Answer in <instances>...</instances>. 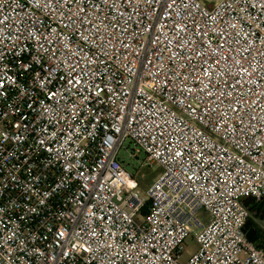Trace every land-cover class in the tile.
<instances>
[{
  "label": "built area",
  "instance_id": "obj_1",
  "mask_svg": "<svg viewBox=\"0 0 264 264\" xmlns=\"http://www.w3.org/2000/svg\"><path fill=\"white\" fill-rule=\"evenodd\" d=\"M246 198L264 0H0V264H264Z\"/></svg>",
  "mask_w": 264,
  "mask_h": 264
},
{
  "label": "rangeland",
  "instance_id": "obj_2",
  "mask_svg": "<svg viewBox=\"0 0 264 264\" xmlns=\"http://www.w3.org/2000/svg\"><path fill=\"white\" fill-rule=\"evenodd\" d=\"M211 5V2L208 3ZM134 145L129 140L125 141L123 148L120 150V157L122 158L125 168L132 175H137V173L141 174L140 183H139V191L141 196L145 197V190L147 186L153 181L157 169L154 166H141V161L144 157L143 153H139L137 158H134L130 155L132 152ZM260 231L264 233V219L257 221ZM197 245L195 240L192 237L186 238L183 244V250L179 257V261L181 263H185L188 257L196 250Z\"/></svg>",
  "mask_w": 264,
  "mask_h": 264
},
{
  "label": "water",
  "instance_id": "obj_3",
  "mask_svg": "<svg viewBox=\"0 0 264 264\" xmlns=\"http://www.w3.org/2000/svg\"><path fill=\"white\" fill-rule=\"evenodd\" d=\"M253 203H254V198H246L243 200L244 206H246L251 213L255 212L254 216L258 215L257 212L261 208L262 209V215H260V218H263L264 217V199L260 200L256 206H254ZM242 230L245 233L247 239L251 243H255L259 248L264 250V245L261 243H258L259 238H258L256 229L253 226L252 219H250V218L247 219Z\"/></svg>",
  "mask_w": 264,
  "mask_h": 264
},
{
  "label": "flooded vegetation",
  "instance_id": "obj_4",
  "mask_svg": "<svg viewBox=\"0 0 264 264\" xmlns=\"http://www.w3.org/2000/svg\"><path fill=\"white\" fill-rule=\"evenodd\" d=\"M257 214H258L257 216H254L255 212H252V213H250V216H249V218L252 219V221H253V226L255 227L256 231H258V223H257V221L264 219V218H260V215H262V209L261 208L258 210ZM259 241L260 240H258V242Z\"/></svg>",
  "mask_w": 264,
  "mask_h": 264
},
{
  "label": "crops",
  "instance_id": "obj_5",
  "mask_svg": "<svg viewBox=\"0 0 264 264\" xmlns=\"http://www.w3.org/2000/svg\"><path fill=\"white\" fill-rule=\"evenodd\" d=\"M253 204H254V206H256V205L258 204V202H254ZM263 218H264V217H263ZM258 228H259V226H258ZM256 232H258L257 234H258V238H259V240H260L258 243H261V244L264 245V233H262V232L260 231V229H259V231H256Z\"/></svg>",
  "mask_w": 264,
  "mask_h": 264
},
{
  "label": "trees",
  "instance_id": "obj_6",
  "mask_svg": "<svg viewBox=\"0 0 264 264\" xmlns=\"http://www.w3.org/2000/svg\"><path fill=\"white\" fill-rule=\"evenodd\" d=\"M139 183H140V179H139ZM148 210V202H146V204L143 206L142 210H141V213L142 214H145ZM259 231V229H258Z\"/></svg>",
  "mask_w": 264,
  "mask_h": 264
}]
</instances>
